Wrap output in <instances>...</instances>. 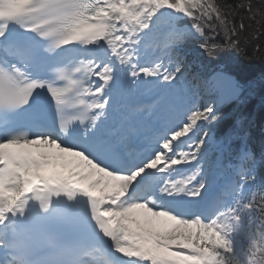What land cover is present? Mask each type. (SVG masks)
I'll return each instance as SVG.
<instances>
[{
	"label": "snow or ice",
	"instance_id": "1",
	"mask_svg": "<svg viewBox=\"0 0 264 264\" xmlns=\"http://www.w3.org/2000/svg\"><path fill=\"white\" fill-rule=\"evenodd\" d=\"M230 54L264 0H0V264H264L240 69L195 70Z\"/></svg>",
	"mask_w": 264,
	"mask_h": 264
},
{
	"label": "trees",
	"instance_id": "2",
	"mask_svg": "<svg viewBox=\"0 0 264 264\" xmlns=\"http://www.w3.org/2000/svg\"><path fill=\"white\" fill-rule=\"evenodd\" d=\"M226 2L235 3L236 0H226ZM224 64L240 69L237 75L241 80L243 93L234 106L222 109L221 112L225 114L227 121H231L233 124L237 122L234 125L238 134H243V136L249 138L255 130L261 136H264V132H261V129H264V83H261V73L264 71V66L249 65L243 57L230 54L217 62L210 63L205 60L203 66L198 64L197 67L200 69L215 68ZM250 79L254 80L255 83L252 85L245 83Z\"/></svg>",
	"mask_w": 264,
	"mask_h": 264
},
{
	"label": "rangeland",
	"instance_id": "3",
	"mask_svg": "<svg viewBox=\"0 0 264 264\" xmlns=\"http://www.w3.org/2000/svg\"><path fill=\"white\" fill-rule=\"evenodd\" d=\"M135 218L139 220L141 223H143L146 219L152 220L153 223L156 225L157 221L155 218H152L148 216L146 213H144L142 210H137L136 213L134 214ZM163 221V219H162ZM171 222H166L164 221L163 224L170 225Z\"/></svg>",
	"mask_w": 264,
	"mask_h": 264
}]
</instances>
